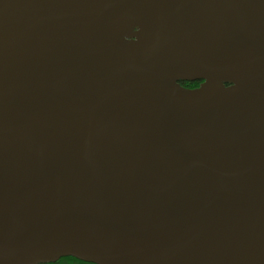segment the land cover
<instances>
[{
  "label": "water",
  "instance_id": "obj_1",
  "mask_svg": "<svg viewBox=\"0 0 264 264\" xmlns=\"http://www.w3.org/2000/svg\"><path fill=\"white\" fill-rule=\"evenodd\" d=\"M67 256L264 264V0H0V264Z\"/></svg>",
  "mask_w": 264,
  "mask_h": 264
},
{
  "label": "trees",
  "instance_id": "obj_2",
  "mask_svg": "<svg viewBox=\"0 0 264 264\" xmlns=\"http://www.w3.org/2000/svg\"><path fill=\"white\" fill-rule=\"evenodd\" d=\"M193 86L192 87H196L198 86L195 81L192 82ZM189 84H187L185 87H188ZM38 264H89L85 261L76 259L74 257L71 256H67V257H61L60 260L58 262H48V263H38Z\"/></svg>",
  "mask_w": 264,
  "mask_h": 264
},
{
  "label": "flooded vegetation",
  "instance_id": "obj_3",
  "mask_svg": "<svg viewBox=\"0 0 264 264\" xmlns=\"http://www.w3.org/2000/svg\"><path fill=\"white\" fill-rule=\"evenodd\" d=\"M194 81H195L196 83H198V84H199V82H200V80H194ZM194 81L180 80L179 83H180L182 86H186L187 84H189L188 87H192V86H193L192 82H194ZM198 84H197V85H198ZM59 260H60V258L57 259V260L54 261V262H58ZM87 263H89V264H94V263H91V262H87Z\"/></svg>",
  "mask_w": 264,
  "mask_h": 264
}]
</instances>
